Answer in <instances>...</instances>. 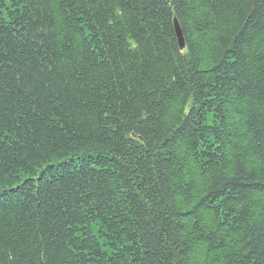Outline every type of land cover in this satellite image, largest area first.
Returning <instances> with one entry per match:
<instances>
[{
    "label": "trees",
    "instance_id": "1",
    "mask_svg": "<svg viewBox=\"0 0 264 264\" xmlns=\"http://www.w3.org/2000/svg\"><path fill=\"white\" fill-rule=\"evenodd\" d=\"M0 264H264V0H0Z\"/></svg>",
    "mask_w": 264,
    "mask_h": 264
},
{
    "label": "water",
    "instance_id": "2",
    "mask_svg": "<svg viewBox=\"0 0 264 264\" xmlns=\"http://www.w3.org/2000/svg\"><path fill=\"white\" fill-rule=\"evenodd\" d=\"M173 24H174V32H175L179 47L182 48L184 43H183V40H182V34H181V31H180V28H179L178 24L176 23V21H174Z\"/></svg>",
    "mask_w": 264,
    "mask_h": 264
},
{
    "label": "bare ground",
    "instance_id": "3",
    "mask_svg": "<svg viewBox=\"0 0 264 264\" xmlns=\"http://www.w3.org/2000/svg\"><path fill=\"white\" fill-rule=\"evenodd\" d=\"M175 37H176V35H175ZM176 40H177V38H176ZM177 43H178V41H177Z\"/></svg>",
    "mask_w": 264,
    "mask_h": 264
}]
</instances>
